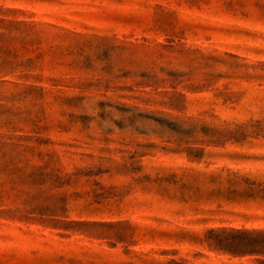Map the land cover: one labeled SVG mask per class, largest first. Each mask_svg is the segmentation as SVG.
Instances as JSON below:
<instances>
[{
    "label": "rangeland",
    "instance_id": "1",
    "mask_svg": "<svg viewBox=\"0 0 264 264\" xmlns=\"http://www.w3.org/2000/svg\"><path fill=\"white\" fill-rule=\"evenodd\" d=\"M0 264H264V0H0Z\"/></svg>",
    "mask_w": 264,
    "mask_h": 264
},
{
    "label": "trees",
    "instance_id": "2",
    "mask_svg": "<svg viewBox=\"0 0 264 264\" xmlns=\"http://www.w3.org/2000/svg\"><path fill=\"white\" fill-rule=\"evenodd\" d=\"M218 244L224 245V246H230V247L232 246V245H228V244L224 243V241H222L221 239H219ZM245 244L246 243H238L237 245H234V246H237L236 248H246V247H243V246H247Z\"/></svg>",
    "mask_w": 264,
    "mask_h": 264
}]
</instances>
